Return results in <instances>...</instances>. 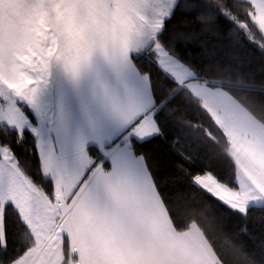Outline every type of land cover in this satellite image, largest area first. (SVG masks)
Returning a JSON list of instances; mask_svg holds the SVG:
<instances>
[{
	"label": "snow or ice",
	"instance_id": "snow-or-ice-1",
	"mask_svg": "<svg viewBox=\"0 0 264 264\" xmlns=\"http://www.w3.org/2000/svg\"><path fill=\"white\" fill-rule=\"evenodd\" d=\"M0 264H264V0H0Z\"/></svg>",
	"mask_w": 264,
	"mask_h": 264
},
{
	"label": "trees",
	"instance_id": "trees-1",
	"mask_svg": "<svg viewBox=\"0 0 264 264\" xmlns=\"http://www.w3.org/2000/svg\"><path fill=\"white\" fill-rule=\"evenodd\" d=\"M146 150L151 152L153 156L156 158L158 163L161 165L162 171L165 175L171 172V159H170V151L167 146L160 142L153 145L146 146ZM224 234L225 236H233L238 232V224L235 221L225 220L224 221ZM235 244L246 243L247 245H251V241L247 240L246 237L236 236L233 240ZM251 251V248L248 249Z\"/></svg>",
	"mask_w": 264,
	"mask_h": 264
}]
</instances>
